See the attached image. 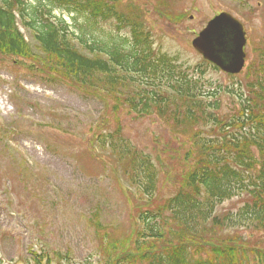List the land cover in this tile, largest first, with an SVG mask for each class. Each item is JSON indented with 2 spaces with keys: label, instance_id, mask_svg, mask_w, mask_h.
I'll return each instance as SVG.
<instances>
[{
  "label": "trees",
  "instance_id": "1",
  "mask_svg": "<svg viewBox=\"0 0 264 264\" xmlns=\"http://www.w3.org/2000/svg\"><path fill=\"white\" fill-rule=\"evenodd\" d=\"M125 2L0 0L1 56L22 59L30 73L83 95L104 96L114 110L155 114L172 134L189 140L177 191L157 207L159 159L117 129L96 136L95 147L115 159L145 202L126 237L99 239L100 264H251L250 257L264 264V250L250 249L235 232L264 233V53L245 90L233 93L237 108L224 114L222 89L201 92L206 66L217 69L206 61L190 69L154 48L144 17ZM55 11L69 16L71 26ZM100 21L114 22L115 35L94 38L91 28ZM235 197L244 200L237 211L218 212Z\"/></svg>",
  "mask_w": 264,
  "mask_h": 264
},
{
  "label": "rangeland",
  "instance_id": "2",
  "mask_svg": "<svg viewBox=\"0 0 264 264\" xmlns=\"http://www.w3.org/2000/svg\"><path fill=\"white\" fill-rule=\"evenodd\" d=\"M123 6L144 17L154 48L190 69L204 63L190 44L207 21L228 12L242 23L244 70L230 77L206 66L201 87L204 95L222 89L221 111L230 115L237 105L233 93L245 90L264 53V0H127ZM91 29L100 40L116 32L112 21ZM102 99L30 73L22 59L0 55V264H100L99 239L130 233L145 202L115 159L95 147L100 133L117 129L119 137L159 159L154 206L177 191L189 140L172 134L155 114L140 116L125 106L114 110L111 100L105 105ZM243 201H225L218 212L234 213ZM235 232L250 249L264 250V233Z\"/></svg>",
  "mask_w": 264,
  "mask_h": 264
},
{
  "label": "water",
  "instance_id": "3",
  "mask_svg": "<svg viewBox=\"0 0 264 264\" xmlns=\"http://www.w3.org/2000/svg\"><path fill=\"white\" fill-rule=\"evenodd\" d=\"M245 46L242 24L227 12L209 20L191 42L204 60L227 75H238L244 68Z\"/></svg>",
  "mask_w": 264,
  "mask_h": 264
}]
</instances>
